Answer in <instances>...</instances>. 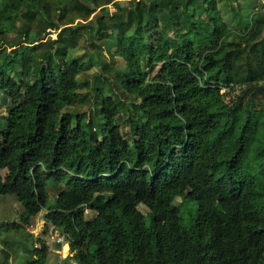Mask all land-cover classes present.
Wrapping results in <instances>:
<instances>
[{
	"label": "trees",
	"instance_id": "obj_1",
	"mask_svg": "<svg viewBox=\"0 0 264 264\" xmlns=\"http://www.w3.org/2000/svg\"><path fill=\"white\" fill-rule=\"evenodd\" d=\"M76 1L87 20L104 7L98 25L50 23L60 32L39 60L18 57L22 41L3 43L14 56L0 50L10 102L0 115V195L24 208L8 228L31 227L45 209L77 264H264V0H245L257 5L246 15L232 3L240 21L230 23L219 0H127L112 16L116 0ZM50 4L0 0V39L20 13L29 40L28 22L49 16ZM86 28L111 39L124 67L111 82L101 75L92 112L75 120L69 109L87 97L79 75L94 61L70 58L75 39L64 35ZM33 252L31 264H44L46 244Z\"/></svg>",
	"mask_w": 264,
	"mask_h": 264
},
{
	"label": "rangeland",
	"instance_id": "obj_2",
	"mask_svg": "<svg viewBox=\"0 0 264 264\" xmlns=\"http://www.w3.org/2000/svg\"><path fill=\"white\" fill-rule=\"evenodd\" d=\"M50 4V15L47 17H43L41 15H38L34 20L28 22L29 23V31H30V38L29 40L24 39L25 32H22V28L25 25V22H27L26 18H24L20 13H18V19L16 23V27L13 25L12 22H7L6 27L10 30L6 35H4L0 39V45L3 43H16V42H24L21 47V50L19 51L20 56H25L27 58H32L35 60H39L42 54H45L47 51L53 50L51 49V45L48 46L49 40H56L59 34V30H52L49 28L50 23L57 24L61 29L67 27L68 24L72 21H74V25L77 24H89L90 20H93L96 25L99 23L97 20L102 17V9L104 7L97 8L96 13L92 15L88 20L86 17V12L84 10H75L73 9V6L77 4L76 0H72L71 2H66L65 0H48ZM83 1V0H81ZM89 0H84L83 3L89 4ZM120 3L123 7H127L130 2L127 0H116L114 3H111L107 6L109 15L112 16L117 12L116 4ZM238 2L241 7V12L243 14H250L252 11H254L255 7L257 5H249L248 1L245 0H219L218 1V8L221 10V16L223 17L224 21H227L228 23L231 22V18L235 20V22L240 21V16H237L235 12L232 11L231 7L233 6L232 3ZM99 5H102L106 3L104 0H98ZM116 3V4H115ZM58 6V7H57ZM60 7V8H59ZM240 10V8H239ZM258 11L260 9H257ZM240 11H238L239 13ZM240 12V13H241ZM63 15V18L59 20V16ZM86 20V21H85ZM108 28L110 27V19L107 18L103 22ZM79 26V25H78ZM233 27L232 25H230ZM19 28L21 30H19ZM109 32V31H108ZM96 31H92L91 28L81 29L78 34L70 35V33H67L64 35V37L70 39H75V47L70 50V58H81L83 62L89 63L90 60L93 59L94 65L91 69L87 71H83L79 75V80L81 83L80 93L85 94L87 97L82 104H76L75 106L71 107L69 109V112L74 115V119L77 120L78 115L82 114L84 112L91 113L93 110L92 107V98H93V92L95 91V87H97L98 83L102 80H100L102 74H106L109 76L110 82L112 81V74L116 72L119 68L124 67V61L123 59L114 56V51L109 53L108 47L111 45V39L108 37L100 36ZM44 38L42 41V45L45 46H38L37 44H31V40H37ZM6 50L7 53L12 52V50L15 49L12 47H8L7 45L2 46L0 50ZM11 56H14L13 52L11 53ZM106 67V69H105ZM48 72L51 73V68L48 67ZM109 82V84H110ZM108 82L106 81V86L108 87ZM94 88V89H93ZM115 91L118 93L119 98L122 100V102L126 105H129L131 103V96L130 94L123 93L122 90L119 88V86L115 85ZM0 115H5L6 108L10 104L4 97L0 95ZM119 123L122 127V130L124 133L130 131V127L127 123V113L123 112L121 113V116L119 118ZM53 184H49V187H51ZM57 193L54 191V188L51 187V193H50V201L49 204H52L55 200ZM181 200H177V204L180 203ZM192 208V206L188 205V208ZM193 208L195 206L193 205ZM23 206L18 201V199L15 196L10 195H0V264H5V261L7 260V254L9 257L11 256L13 264H22L23 260L28 259L25 255H20L21 250H33L34 247V239L29 236V232L24 229H16L10 230L7 225L11 226L12 224L20 223L21 216L23 214ZM141 211L143 213L146 212V209L144 207H141ZM45 214L46 210L44 209L43 212H41L33 221L32 227H29L28 229L35 233L34 235L38 237L43 236L47 233H50L49 238L54 239L53 236V227L45 220ZM95 213L88 211L86 214L87 219H90L94 217ZM182 215L184 217V220L186 224L188 225L191 220V213L189 209L183 208L182 209ZM46 223V225H44ZM39 226V228L43 226L40 233L39 231H36V227ZM47 230V231H46ZM56 241V240H55ZM51 242V240H49ZM53 242L50 244L52 245ZM54 244V243H53ZM20 255V256H18ZM8 257V258H9ZM75 262V261H74ZM69 263V262H68ZM76 263V262H75ZM53 264H59V260H55ZM62 264V263H60Z\"/></svg>",
	"mask_w": 264,
	"mask_h": 264
},
{
	"label": "crops",
	"instance_id": "obj_3",
	"mask_svg": "<svg viewBox=\"0 0 264 264\" xmlns=\"http://www.w3.org/2000/svg\"><path fill=\"white\" fill-rule=\"evenodd\" d=\"M44 225H46V223H44ZM39 226L40 225H38L36 227V231H39L40 233L42 232L41 229L43 227H47V226H43L42 228L41 227L39 228ZM26 230L30 233V235L33 236L34 248H37V247L40 248V242H44L46 244V246L48 248V254H47V258H46L44 264H53V262L56 259L59 260V264L60 263H62V264H77L74 262V260L71 259L72 254L70 252V246L67 243V240L65 241L64 244L57 243V236H61L62 235L61 233H59L58 231H54L53 232L54 233L53 234L54 239L49 238L50 233L45 234V235L37 238V236L34 235L35 233L31 232L28 228ZM49 240H51V242H53L54 244L52 243V245H51L50 244L51 242H49ZM37 242H39V243H37ZM22 254H26L25 256L28 258L26 260H23L22 264H31L32 260H34L33 250H31V252H28L26 250H21L20 255H22ZM20 255H18V256H20ZM8 257H9V255L7 254V260L5 261V264H13L11 256L9 258ZM33 264H36V263H33Z\"/></svg>",
	"mask_w": 264,
	"mask_h": 264
},
{
	"label": "built area",
	"instance_id": "obj_4",
	"mask_svg": "<svg viewBox=\"0 0 264 264\" xmlns=\"http://www.w3.org/2000/svg\"><path fill=\"white\" fill-rule=\"evenodd\" d=\"M87 213H88V211H86V214ZM66 240H67V238L65 235L57 236V243L64 244Z\"/></svg>",
	"mask_w": 264,
	"mask_h": 264
},
{
	"label": "water",
	"instance_id": "obj_5",
	"mask_svg": "<svg viewBox=\"0 0 264 264\" xmlns=\"http://www.w3.org/2000/svg\"><path fill=\"white\" fill-rule=\"evenodd\" d=\"M43 211H44V210H43ZM43 211H42V212H43Z\"/></svg>",
	"mask_w": 264,
	"mask_h": 264
}]
</instances>
